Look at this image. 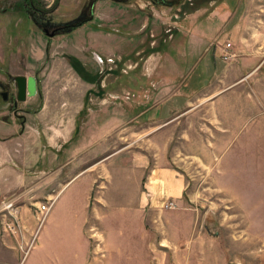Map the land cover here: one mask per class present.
I'll list each match as a JSON object with an SVG mask.
<instances>
[{
  "label": "rangeland",
  "instance_id": "obj_1",
  "mask_svg": "<svg viewBox=\"0 0 264 264\" xmlns=\"http://www.w3.org/2000/svg\"><path fill=\"white\" fill-rule=\"evenodd\" d=\"M91 1L33 0L31 13H47L51 21L61 25L80 19L82 10L93 14L91 20L72 31L65 29L48 37L35 25L23 1L0 0V81H11L12 89L16 75H34L38 81L37 94L19 103V109L12 112L0 107V123L8 129L5 136L15 132L22 122L27 141L26 149L20 153L23 162L28 163L26 168L13 159L12 147H8L6 154L7 163L26 172L28 181L13 189L0 185V203H13L9 211H0V234L9 239L16 264H42L43 248L39 244L51 219L46 216L40 221L38 206L54 200L48 198L43 184L51 167L41 157V123L34 111L49 90L60 87L80 94L82 89L76 86L80 83L78 77L85 82L97 77L84 96L83 113L94 114L98 110V123L106 117L121 115L111 133L100 137L109 149L124 148L135 155H148L151 162L167 157L168 165L188 171L190 182L181 199L187 211L185 216L194 218L190 233L182 238H177L180 231L162 226L158 211L153 218L147 217L144 237L139 239L133 231L125 239L115 234L103 239L92 228L87 264H264V153L254 151L251 158L235 160L232 153L238 144L227 149L224 156L235 160L237 172L222 174L225 185L232 188L226 192L220 190L212 162L202 160L199 151L194 154L185 144L187 132L191 140L201 132L203 138L215 134L214 129L202 127L200 118L183 117L179 123L173 122L171 129L170 125L158 123L145 125L142 119L133 117L138 112L139 100L147 98V89L156 88L158 80L165 83L176 75L179 81L185 77L184 85L188 87L200 85L202 67L228 34L224 32L228 22L222 12L230 11L232 15L237 11L236 18L242 25L240 33L252 39L251 44L241 42L242 52L257 53L258 59L263 57L264 0H168L161 5H153L150 0H97L89 9ZM137 12L149 16L145 28L141 27L145 18L135 16ZM128 17L135 18L125 28ZM234 24L235 21L228 31ZM250 25L257 29L251 37ZM208 49L209 54L204 55ZM67 56L78 60L83 75ZM208 70L209 67L204 79L213 78ZM141 77H146L144 90ZM86 119L84 116L81 122ZM201 146L205 149L208 145ZM248 164L253 171L247 172ZM57 165L55 162L52 169ZM84 179L72 184L60 202ZM168 201L176 208L175 201L167 198L159 203V209H174L164 207ZM171 218V214H165L163 220L169 222ZM44 242L45 246L49 243ZM2 257L5 261L10 259L7 252ZM44 257V264H53L55 256Z\"/></svg>",
  "mask_w": 264,
  "mask_h": 264
},
{
  "label": "crops",
  "instance_id": "obj_2",
  "mask_svg": "<svg viewBox=\"0 0 264 264\" xmlns=\"http://www.w3.org/2000/svg\"><path fill=\"white\" fill-rule=\"evenodd\" d=\"M140 10L143 8L140 7ZM142 13L140 16L137 12L135 16L145 18L141 20V27L145 28L149 16ZM220 14L227 19L228 26L224 32L228 34L226 40L216 47L212 57H208L207 65L202 67L201 78H198L202 81L201 86L188 87L184 85L185 77L179 81L176 75L165 83L160 84L158 80L156 88L147 89V98L139 100L138 112L133 117L142 119L145 125L158 123L160 126L170 125L171 129L173 122L179 123L183 117L200 118L202 127L209 126L216 133L204 135V139L201 132L200 136L190 140L187 132V149L191 148L194 154L199 151L202 160L211 161L220 190L231 192L232 188L225 185L222 176L237 172L235 160L251 158L254 151L264 153V56L258 59L257 53L242 52L241 42L251 44L252 39L240 33L242 25L236 18L237 11L232 15L230 11ZM133 18H127L125 28ZM234 21L235 24L228 31ZM248 31L251 37L257 29L250 25ZM227 42L231 44L230 50L235 56L224 60L222 48ZM207 54L209 49L204 55ZM174 63H177L176 60ZM207 67L208 74L213 75L212 79H204ZM78 80L80 83H76V86L81 87L80 94L60 87L49 90L34 111L35 118L41 123V143L44 147L41 157L51 167L43 184L47 188L48 198L54 199L47 215L51 219L50 226L39 244L43 248L42 264L46 255L55 256L53 264H87L92 228L103 239L111 238L112 234L125 239L130 231L136 232L135 237L139 239L144 237L147 217L153 218L157 211L164 228L180 231L177 238L186 236L194 223L192 216H185L187 211L181 199L190 182L188 171L182 172L177 166L168 165L167 157L155 158L151 162L148 155H135L124 148L109 149L101 139L111 133L121 115L106 117L98 123V110H94V114L83 113L84 96L93 88L97 77L87 82L79 77ZM141 80L144 90L147 87L146 77H141ZM73 95L77 96L72 98ZM84 116L87 119L81 122ZM5 126L0 123V185L13 189L27 182L28 174L7 163L6 151L12 147L13 159L26 168L28 163L23 162L20 153L26 149L27 141L19 124L15 132L9 131L11 134L7 136ZM235 143L238 144L232 153L235 160L226 158L225 152ZM205 144L208 146L203 149L201 145ZM55 162L58 165L52 169ZM247 168V172L253 171L251 164ZM81 178H85L84 183L74 187L60 202L65 191ZM167 198L175 201L176 208L169 211L159 209V203ZM57 205L58 209L53 213ZM165 214L172 215L169 222L163 220ZM46 240L49 243L45 246ZM6 252L10 256L8 261L2 257ZM31 262L34 264V261ZM0 264H16L10 241L1 234Z\"/></svg>",
  "mask_w": 264,
  "mask_h": 264
},
{
  "label": "flooded vegetation",
  "instance_id": "obj_3",
  "mask_svg": "<svg viewBox=\"0 0 264 264\" xmlns=\"http://www.w3.org/2000/svg\"><path fill=\"white\" fill-rule=\"evenodd\" d=\"M96 1L97 0L91 1V5L89 6V9H91V7ZM150 1L152 2L153 5H161L163 3L168 2V0H150ZM29 13L35 25H37L39 29L48 37H54L56 34H58V32H61L65 29L67 30L71 28L72 29L76 28L77 25L79 26L83 24L84 22H87L88 20H91L93 18V14L90 10H88V12L85 10H82V13L79 17L81 20L78 19L75 22L61 25L59 23L51 21L47 13H44V12L31 13L30 10H29ZM49 29L51 30L50 32H49ZM51 33L53 34L51 35ZM7 76L10 77L9 74ZM14 77L12 78L13 80L12 84L14 85V89L11 88V81L9 82L0 81V101L2 104L0 107L1 108L4 107L12 112L19 109L20 108L19 103L24 102L28 98L26 97V99L22 101L17 99V85H16V81ZM37 92H38V81H37ZM20 125L23 126V123L21 122Z\"/></svg>",
  "mask_w": 264,
  "mask_h": 264
},
{
  "label": "built area",
  "instance_id": "obj_4",
  "mask_svg": "<svg viewBox=\"0 0 264 264\" xmlns=\"http://www.w3.org/2000/svg\"><path fill=\"white\" fill-rule=\"evenodd\" d=\"M230 47H231V44L229 42H227V43H225V45L222 48V55L221 56L224 60H229L235 56V54L230 50L231 49ZM52 202L53 201H50L48 203H42L38 206L39 210L41 211L40 221H43L46 218L47 214L50 211ZM12 204H13L12 201H8V202L2 201V203H0V211H2V210L9 211L10 209H12ZM164 205H165L164 206L165 208H174V203L172 201L165 202ZM9 228L13 229V227H9ZM26 254H27V252H26Z\"/></svg>",
  "mask_w": 264,
  "mask_h": 264
},
{
  "label": "water",
  "instance_id": "obj_5",
  "mask_svg": "<svg viewBox=\"0 0 264 264\" xmlns=\"http://www.w3.org/2000/svg\"><path fill=\"white\" fill-rule=\"evenodd\" d=\"M72 23V22H71ZM53 33H51L52 35ZM17 85V99L25 100L37 94V80L34 75H16L14 77Z\"/></svg>",
  "mask_w": 264,
  "mask_h": 264
},
{
  "label": "trees",
  "instance_id": "obj_6",
  "mask_svg": "<svg viewBox=\"0 0 264 264\" xmlns=\"http://www.w3.org/2000/svg\"><path fill=\"white\" fill-rule=\"evenodd\" d=\"M21 1H23L24 7L26 6L28 10L34 9L33 8V0H21ZM67 57L69 58L70 62H72L73 65L76 66V69L79 71V73L81 75H83L82 71L80 70V68L78 66L79 65L78 60L74 57H71V56H67Z\"/></svg>",
  "mask_w": 264,
  "mask_h": 264
}]
</instances>
